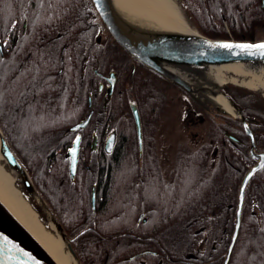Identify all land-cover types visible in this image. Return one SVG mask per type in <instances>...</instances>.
I'll return each mask as SVG.
<instances>
[{
    "label": "flooded vegetation",
    "instance_id": "1",
    "mask_svg": "<svg viewBox=\"0 0 264 264\" xmlns=\"http://www.w3.org/2000/svg\"><path fill=\"white\" fill-rule=\"evenodd\" d=\"M4 2L6 4L5 0H3ZM7 2L10 3L9 0ZM10 5L12 4L10 3ZM16 8L13 12L17 14V17L11 23L7 18V24H3L7 29L1 27L0 30L2 59L8 60L13 54L23 52L29 61L21 62L22 73L20 75L29 73L27 71L30 69L37 71L38 67L44 69L40 75H55L52 71L56 59L54 49L58 47L60 54L63 55L66 50L74 47L77 41L71 38L72 36L69 34L60 38V33L56 35L53 32L44 34V29L35 30L30 24L28 15L44 14L42 0L41 2L38 0H19ZM263 18L264 15L259 18V23H256L257 27L262 22L264 24ZM93 26L96 27V24ZM97 34L96 39L100 41L102 35L97 36ZM33 53L35 55L41 54L37 58L39 62H35ZM72 60L78 70H75L71 75H95V77L92 80V89L87 94V113L65 129L67 132H73L70 145L66 147L65 152V157H68V170L70 164L68 150L72 146L74 138L78 134L81 135L77 171L74 178L69 171V178L73 182L77 179L92 181L89 190V205L93 212L100 210L97 201V182L102 175L111 174L113 179L118 181L119 188L133 193V199L111 201V203L124 205L126 209H122L121 212L131 213L130 215L118 216L116 219H112V223L100 215L96 216L95 220L97 221L94 226H78L80 222L86 223L88 217H85L82 221L76 222L77 224H73V227L68 226L69 229H66L68 235L73 240L90 235H95L98 239L112 238L117 264L124 263L126 260L131 262L130 264H163L165 259H168L171 264H223L232 234H229L226 226L220 232L215 224H228L231 221L232 213H234L236 221L240 185L248 170L259 160L251 154V137L239 114L231 119L229 116L216 113L214 119H210L202 107L187 99L188 96L182 89L171 85L167 80L159 77L157 73L147 70L138 71V68L144 69L146 67L134 60L131 61L132 70L130 72H120L113 68L102 69L98 58L94 59V63L90 62L89 68L92 71L87 72V57H75ZM64 69V65H59L56 74L68 75L63 72ZM38 74L39 72L36 75ZM108 75H116L111 94L107 91L109 82L106 77ZM124 75H130L133 84L135 75L143 76L146 84L155 81L156 88L152 91L159 92V102L156 105L150 103L153 98L148 88L142 99V90L136 92L127 82L123 86ZM160 78L164 80L162 81ZM119 84L122 87H119ZM228 94L230 95V93ZM168 97L173 98V102H178V99L180 102L181 100L186 101L180 106V118L177 121V127L181 141L176 146L163 144L160 136L163 130L159 123L166 112ZM233 99L236 101L235 98ZM134 103L137 105L142 124L141 151L137 123L132 108ZM237 103L242 107L244 115L257 118V120L250 121L249 125L257 144L255 150L264 151V120L246 113L245 108L239 102ZM143 106L145 107L144 110ZM151 109L155 113L153 117ZM91 110H93V114L84 128L68 129L84 118ZM142 110L144 111L143 114ZM123 140H125L126 147L128 144L131 146L130 151L120 152ZM246 144L248 146H245ZM244 148L248 149L252 161L247 163L245 170H242L245 161ZM61 149L60 147L57 151ZM232 151L238 152V158L233 157L237 161L235 164L232 163L231 159ZM119 159L122 161L119 164V169L115 172L114 167L117 168L116 164ZM90 163H96L97 169L93 174L88 175L85 172L86 170L92 172ZM81 166L82 168L84 166V170L80 168ZM120 166L123 168L121 169ZM231 167L239 172L238 195L235 203L231 202L230 196ZM198 170L203 176L202 180L207 179L210 187L205 205L202 206L208 208L209 218L207 222L211 224V228L206 231L204 225L194 227L189 234L191 238L193 237L189 246L180 251L177 248L172 251L178 256L165 255L166 241L182 237L183 222L196 224L200 221L197 216L182 217L181 213L183 186L192 181V175ZM260 171L256 172L250 181L257 178ZM93 186H95L96 194L95 206L92 203ZM172 191L177 193L176 200L168 203L165 197L167 192ZM247 192L248 186L242 216L247 207ZM169 204L173 206L170 207V210L169 208L163 211L158 209L160 206L165 208ZM108 257L109 253H107L106 260Z\"/></svg>",
    "mask_w": 264,
    "mask_h": 264
},
{
    "label": "trees",
    "instance_id": "2",
    "mask_svg": "<svg viewBox=\"0 0 264 264\" xmlns=\"http://www.w3.org/2000/svg\"><path fill=\"white\" fill-rule=\"evenodd\" d=\"M5 1L6 4L0 0V30L1 27L7 29L3 25L7 24V18L11 23L17 17L13 10L17 9L19 0H9L12 5L7 0ZM183 1L190 10L192 17L195 18V23L200 31L211 36L253 38L257 28L256 23H259V18L264 15L262 0ZM42 5L43 11L45 10L44 14L28 15L30 24L35 30L44 29V34H48V32H53L54 35L60 33V38L69 34L77 42L63 55L60 54L58 47L54 49L56 59L52 71L55 75H40L42 71L44 72V69L40 67L37 71L30 69L27 71L29 73L20 75L22 73L21 62L29 61L28 58L26 59V54L23 52L13 54L8 60H3L0 54V89L6 97L8 121L10 130L13 132L11 139L8 138L28 169L36 187L53 207L65 229L73 227V224H77L76 222L82 221L85 217H88L86 223L80 222L78 226H94L97 221L95 220L96 216L100 215L112 223V219L131 213H122L121 210L126 209V207L111 203V201L133 199V193L119 188L118 181L113 179L111 174L102 175L97 182L98 208L102 211L93 212L89 205V190L92 181L77 179L73 182L69 178L68 157H65V152L66 147L70 145L73 132H67L65 129L87 113V94L92 89L91 84L95 77V75H71L75 70H78L72 59L87 57V72L92 71L89 65L90 62L94 63L95 58L99 59L102 69L113 68L120 72H130L133 59L110 35H103L100 41L96 39L97 32V36L100 35L104 26L96 14L91 0H42ZM94 24L96 27L93 26ZM32 56L35 57V62H39L37 58L41 54L35 55L33 53ZM38 62L37 64H39ZM77 64L79 65V63ZM59 65L65 66L63 72L68 75L56 74ZM137 70L151 71L147 68H138ZM37 72H39L38 75H36ZM124 76L123 86L127 82L136 92L142 90V99L148 88L153 98L150 103L156 105L159 102V92L152 91L156 88L155 81L146 84L143 76L135 75L133 84L130 75ZM119 87L122 86L119 84ZM225 90L245 108L246 113L264 120L263 96L233 84L228 85ZM191 103L196 104L193 101ZM151 110L153 117L155 113L153 109ZM208 116L210 119H214L215 114L208 113ZM124 141H122L123 145L120 152L131 150V146L128 144L126 147ZM60 147L62 149L57 151ZM243 155L245 161L242 170H245L247 163L251 162L252 158L247 148L243 149ZM233 157L238 158L237 151H232L231 159L232 163L235 164L237 161ZM121 161V159L117 160V168L114 167L115 172L119 169ZM90 168L92 172L85 169V173L88 175L93 174L97 169L96 163H90ZM82 169L84 170V166ZM202 177L200 170L192 175V181L183 186V198L181 200L183 205L181 206L182 217L197 216L200 221L196 224L183 222L182 237L166 241L165 255L178 256L172 251L176 248L180 251L189 246L193 238L189 234L194 227L204 225L206 231L211 228V224L207 222L209 218L208 208L202 206L205 205L210 187L208 180H202ZM238 187L239 172L231 167L230 196L233 203L237 201ZM176 196L175 191L167 192L165 199L168 203L175 202ZM246 196L247 207L243 212L239 235L229 264H264V169L259 172L257 178L249 182ZM170 207L173 206L169 204L165 208L162 206L157 208L163 211L168 208L170 210ZM224 226L227 227L231 235L235 228L234 213H232L231 221L228 224H215L220 232ZM73 242L77 245L80 259L84 264H117L112 238L98 239L95 235H90L89 237L74 239ZM107 253H109V257L106 260ZM130 263L126 260L121 264ZM163 264H171V262L165 259Z\"/></svg>",
    "mask_w": 264,
    "mask_h": 264
},
{
    "label": "water",
    "instance_id": "3",
    "mask_svg": "<svg viewBox=\"0 0 264 264\" xmlns=\"http://www.w3.org/2000/svg\"><path fill=\"white\" fill-rule=\"evenodd\" d=\"M91 3L106 31L134 60H137L142 65L148 67L184 90L206 112L211 114L218 113L236 116V113L233 114L223 109L213 99L200 97L199 92L203 86L200 87L193 85L190 80L173 70V67L195 70L205 69L207 66L223 63L250 64L264 61V55H261V51L264 50L229 49L218 46L225 43H264V38L247 39L211 36L197 29L195 32L174 31L164 26H156L151 22H143V24H141L134 21L121 11L113 0H91ZM262 7L264 8V0H262ZM106 78L109 82L107 91L111 94L116 81V75H108ZM230 83L231 81L218 83L217 92L223 94L231 105H233L235 112L239 114V117L242 119L245 128L251 137V154L259 160L248 170L240 185L235 229L223 264L229 263L234 245L239 235L242 208L248 183L256 172L264 168V151L255 150L257 144L249 125L250 121L257 120V118L250 115H244L242 107L226 93L225 89ZM132 108L137 123L138 140L141 151L143 142L141 118L136 103L132 105ZM92 114L93 110L69 129L75 130L84 128L91 119ZM76 137H79L78 142ZM76 137L73 140L72 146L68 150V155L70 156L69 169L73 178L75 177L78 167L81 135L78 134ZM73 148L76 149L74 157L70 151V149ZM0 153L5 160L7 168L15 174V182L18 184L21 192L38 211L40 217L42 216L41 213L46 214V209L50 211L52 216L51 219H54V223L58 227L57 231L66 242L68 250L76 258L78 264H81V260L72 245V238L68 236L62 223L56 217L46 199L36 187L28 169L12 148L1 127ZM95 202L96 194L95 186H93V206H95ZM43 207H46V209ZM0 264H58L48 251L35 239V237L2 204V202H0Z\"/></svg>",
    "mask_w": 264,
    "mask_h": 264
},
{
    "label": "bare ground",
    "instance_id": "4",
    "mask_svg": "<svg viewBox=\"0 0 264 264\" xmlns=\"http://www.w3.org/2000/svg\"><path fill=\"white\" fill-rule=\"evenodd\" d=\"M128 17L143 24L152 23L174 31L195 32L179 0H113ZM173 70L190 80L193 85L202 87L200 97L211 98L220 107L235 113L233 105L221 93L217 84L231 81L241 86L255 89L264 95V61L250 64L223 63L207 66L205 69L173 67ZM194 70V71H193ZM15 176L5 165L0 153V202L35 237L58 264H78L68 250L66 242L57 231L51 219L46 225L39 213L16 185Z\"/></svg>",
    "mask_w": 264,
    "mask_h": 264
},
{
    "label": "rangeland",
    "instance_id": "5",
    "mask_svg": "<svg viewBox=\"0 0 264 264\" xmlns=\"http://www.w3.org/2000/svg\"><path fill=\"white\" fill-rule=\"evenodd\" d=\"M182 1L183 0H179V2L182 5V7H183L188 19L199 30V28L197 27V25L195 23V18L192 17V14H191L190 10L189 9L187 10V8L184 6ZM263 21H264V18H263ZM261 24L262 23H260L258 25V27L254 31V39L264 38V24H262V25ZM243 88L249 89L251 91H254V92H256L259 95L264 97V95L262 93H260L259 91L255 90V89H252V88H249V87H245V86H243ZM181 102H180V99H178V102H173V98H171V97H168V99H167L166 112L164 113V115L161 118V121L159 123V126L163 130V132L160 135L161 136V140H162L163 144L165 143V145L176 146L181 141V136H180V133H179L178 127H177L178 126L177 121L180 118V113H179L180 112V106L182 104H184L186 101L185 100H181ZM171 104H172V106H171ZM8 120H9V116H8V112H7V108H6L5 95H4L3 91H2V89H0V127H1L2 131L4 132L6 138L10 142L9 138L11 139V136H12L11 133H13V132L10 130V124H9ZM3 160H4V158H3ZM14 176H15V174H14ZM17 186H18V184H17ZM43 208L46 209V207H43ZM41 215H42L41 216L42 221L46 225H49L50 222H51V218H52V216L50 214V211H48V209H46V214L45 213H41ZM72 245H73L74 249L76 250V252H77V254H78L79 258H80L77 245H75L74 242H72ZM81 264H84L82 260H81Z\"/></svg>",
    "mask_w": 264,
    "mask_h": 264
},
{
    "label": "snow or ice",
    "instance_id": "6",
    "mask_svg": "<svg viewBox=\"0 0 264 264\" xmlns=\"http://www.w3.org/2000/svg\"><path fill=\"white\" fill-rule=\"evenodd\" d=\"M219 47L222 48H239V49H258V50H264V43H258V44H229V43H225V44H221L218 45ZM261 55H264V51H261ZM77 142L79 141V137H76ZM70 151L73 154V157L75 156L76 153V149H70Z\"/></svg>",
    "mask_w": 264,
    "mask_h": 264
}]
</instances>
